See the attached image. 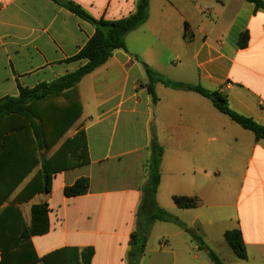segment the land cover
Segmentation results:
<instances>
[{"label": "crops", "instance_id": "1", "mask_svg": "<svg viewBox=\"0 0 264 264\" xmlns=\"http://www.w3.org/2000/svg\"><path fill=\"white\" fill-rule=\"evenodd\" d=\"M71 1L108 21L136 11V0ZM94 33L50 0H0V99L17 97L19 85L35 88L78 70L87 61L68 60ZM244 33L249 41L241 49ZM126 47L68 97L54 99L77 118L51 151H40V160L83 130L89 164L54 174L50 192L27 194L14 205L29 228L32 208L48 204L49 232L31 238L36 264L51 256L48 264H129L154 136L164 149L157 203L195 229L205 246L177 225L157 222L138 264H214L210 252L224 264H264V140L195 92L157 83L154 103L142 64L165 79L222 92L233 111L264 125V12L245 0H151L149 19L127 36ZM18 156L12 141L0 150V214L42 167L18 185ZM83 178L88 193L66 197L65 188ZM176 196L199 205L180 209ZM232 230L241 232L247 260L226 242Z\"/></svg>", "mask_w": 264, "mask_h": 264}, {"label": "trees", "instance_id": "2", "mask_svg": "<svg viewBox=\"0 0 264 264\" xmlns=\"http://www.w3.org/2000/svg\"><path fill=\"white\" fill-rule=\"evenodd\" d=\"M50 1L92 25L95 33L85 47L75 57L68 60L69 63L87 61L78 70L67 73L54 81L43 82L35 88L19 85L17 97L0 99V150L8 151L11 141L12 146L16 147V152L19 154L17 167L18 171L22 172L16 184L19 185L25 176L42 162L41 169L14 200L13 206L7 207L0 214V264L38 263L39 259L31 238L47 234L50 228L48 204L44 203L32 208V222L29 228L25 225L20 210L14 205L22 202L27 194L50 192L54 174L89 164L87 137L83 130L79 131L74 138L66 140L49 160L45 158L40 160V151H51L77 118V116L73 117V114L70 115L60 110L54 104V99L62 96L68 97L83 78L105 65L116 51H127L126 38L147 22L151 2V0H136L134 14L120 20L108 21L104 18H94L71 0ZM245 1L253 4L256 11L264 12L263 0ZM248 41V34H242L239 47L246 48ZM142 64L149 78L148 91L154 103L158 101L155 93L157 83L176 90L195 92L209 99L220 113L242 128L251 131L256 140H264V125L233 111L229 105L228 95L218 91H209L201 86L165 79L145 63ZM46 101L50 106L41 105ZM151 150L152 156L147 164L149 180L142 190L143 199L137 212V230L131 237L133 249L128 254L129 264H138L145 252L152 226L157 222L173 223L185 231L201 248L205 246L203 239L195 229L188 228L178 217L158 205L156 195L161 181L160 168L164 149L158 143L156 136L153 137ZM89 187V180L83 178L73 186L66 187L64 194L68 198L83 196L88 193ZM173 201L180 209H194L199 205L197 198L176 196ZM225 240L238 259L247 260L245 243L239 230L228 231L225 234ZM88 252L90 255L93 254L91 249ZM208 255L214 264H224L215 253L210 252ZM51 257L44 259L46 264Z\"/></svg>", "mask_w": 264, "mask_h": 264}, {"label": "rangeland", "instance_id": "3", "mask_svg": "<svg viewBox=\"0 0 264 264\" xmlns=\"http://www.w3.org/2000/svg\"><path fill=\"white\" fill-rule=\"evenodd\" d=\"M48 101H51V100H48ZM45 103H47V101Z\"/></svg>", "mask_w": 264, "mask_h": 264}]
</instances>
